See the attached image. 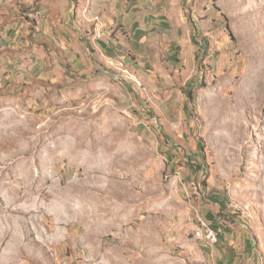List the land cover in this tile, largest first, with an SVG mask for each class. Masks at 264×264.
I'll list each match as a JSON object with an SVG mask.
<instances>
[{
	"label": "rangeland",
	"instance_id": "rangeland-1",
	"mask_svg": "<svg viewBox=\"0 0 264 264\" xmlns=\"http://www.w3.org/2000/svg\"><path fill=\"white\" fill-rule=\"evenodd\" d=\"M67 5L122 18L107 35L125 62L95 47L94 23L92 48H64L77 62L48 53L41 79L0 77V264H63L53 249L74 224L100 249L119 248L145 216L178 228L163 236L162 264H212L183 221L188 181L225 192L264 264V0ZM29 6L19 7L26 20L35 18ZM163 134L177 143L172 156L160 149ZM117 261L108 253L94 264Z\"/></svg>",
	"mask_w": 264,
	"mask_h": 264
},
{
	"label": "crops",
	"instance_id": "crops-1",
	"mask_svg": "<svg viewBox=\"0 0 264 264\" xmlns=\"http://www.w3.org/2000/svg\"><path fill=\"white\" fill-rule=\"evenodd\" d=\"M62 1H66L65 6L49 7L48 0H0V54H2L0 77L23 79L24 72H30L33 79L39 80L41 74L45 75L46 63L49 65L48 53H55L54 62L64 64L71 63V60L77 62L78 57L70 56L64 48L70 46L69 40H79L84 50L92 48L86 35L90 34L87 28L94 23H99L101 27L98 37L93 39L95 47L116 53L119 59L125 62L117 51L120 49L119 41H114L107 35L113 24L123 25L122 18L115 20L112 16H108L107 9H75L67 5V0ZM28 6L30 10H34V19L26 20L18 15L19 7ZM77 10L80 11L79 14ZM137 21V18L132 19L130 27L135 33L144 29L139 24L136 25ZM54 29L57 31L55 36L52 33ZM84 35L86 38H83ZM91 53L97 51L91 50ZM128 58L129 61L132 60L131 57ZM134 62H136L135 58ZM6 65L10 66V69L7 70ZM160 138L161 151L167 156L174 155L178 147L172 140L173 136L163 134ZM186 157L190 158L188 155ZM190 173L200 174V164H193ZM184 174L186 175L187 172ZM188 175L191 174L188 173L187 178ZM192 183L191 181L187 184L183 183L188 197L186 202L189 205V213L182 211L185 218L183 221L187 219L188 222L185 223L187 229L194 230L197 227L198 217L203 218L219 237V242L214 246H209L204 240L194 237L193 245L198 249L199 258L207 257L213 262L212 264H257L253 238L242 224L239 225L234 220L232 216L234 210L231 209L232 206L225 192L221 188L211 189L209 186H203L204 190L197 189ZM79 227L74 224L73 228H67L64 240H59L57 246H54L53 255L63 261V264H94L99 255L108 253L118 259L117 263L123 264L129 261L131 264H162L163 236L172 237L171 231L178 229L172 224L163 228L158 217L145 216L139 223L138 233L123 239L125 245L119 248L100 249L96 234H82L78 232ZM131 239L135 248L129 247ZM244 258H247L246 263Z\"/></svg>",
	"mask_w": 264,
	"mask_h": 264
},
{
	"label": "built area",
	"instance_id": "built-area-1",
	"mask_svg": "<svg viewBox=\"0 0 264 264\" xmlns=\"http://www.w3.org/2000/svg\"><path fill=\"white\" fill-rule=\"evenodd\" d=\"M195 236L204 240L209 246L216 245L219 242L218 233L212 229L203 218L200 217L197 219Z\"/></svg>",
	"mask_w": 264,
	"mask_h": 264
}]
</instances>
